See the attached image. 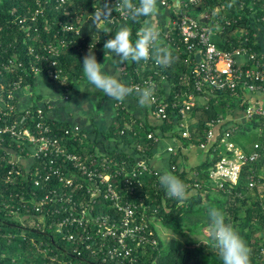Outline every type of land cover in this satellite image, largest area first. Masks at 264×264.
Listing matches in <instances>:
<instances>
[{"label":"built area","instance_id":"1","mask_svg":"<svg viewBox=\"0 0 264 264\" xmlns=\"http://www.w3.org/2000/svg\"><path fill=\"white\" fill-rule=\"evenodd\" d=\"M31 1L35 7L25 1L22 12L13 8L10 17H6V24L20 28L24 33V54L18 50L17 36L14 41H9L8 47L0 39V75L10 72L16 76L7 88L0 87V145L8 143L4 154L9 164L4 179L20 185L21 196H29L36 212L33 223L70 242L78 255L87 253L102 264H141L140 255L157 249L159 239L148 224L151 217L147 212L153 207L134 199L135 187L142 186L141 175L157 176L160 170L149 163L140 146L138 149L143 157L132 167L125 158H117L113 151L96 147L81 153L70 144L82 140V131L49 118L47 112L53 106L51 101L22 107L18 104L15 91L25 84L28 77L43 74L67 84L62 55L71 47L89 51L92 43H97L95 38L87 39L81 34L82 16L51 21L47 17L49 4L67 11V6L74 0ZM198 1L185 0L173 20L182 42L177 43V49L186 55L187 69L180 76L184 89L176 90L172 97L158 95V85L168 78V74L163 71V64L152 56L143 59L147 74L131 81L134 87L152 88L150 102L159 119L164 120L169 112H177L181 134L188 138L192 134L184 119L198 106L196 95H203L206 104L218 90H228L233 95L241 89L261 90L264 97V52L249 43L247 34L240 35H243L241 45L230 49L220 47L213 37L222 32L220 20L216 19L213 27L211 22L202 20L207 17L205 12L194 16L185 10L189 4ZM106 2L109 0H97L95 10ZM116 2L110 0L113 11L108 20L126 21L131 16L130 12H117ZM162 3L168 4V0H162ZM81 14L84 13L81 11ZM252 15L264 23V0L259 8H254ZM41 18L46 21L41 22ZM42 24L51 36L47 41L40 34ZM167 38L176 43L173 33H168ZM29 40L34 42L29 43ZM244 55L247 61L238 62V58ZM259 116L264 117V105L248 102L244 108L246 122L251 123ZM206 125V137L198 145H211L214 151H219L223 145L227 150L209 170L215 184L224 188L226 183L238 181L245 163L258 160L260 144L256 143L250 152L244 151L230 139L239 125L229 124L226 117H213ZM220 126L222 135L215 145L216 129ZM147 136L154 142L160 139L153 131ZM173 140L178 138L173 136ZM13 143L17 149H8ZM168 149L175 152L176 146L170 145ZM198 175L186 185L200 186ZM259 182L260 178L252 176L249 187L253 188ZM141 204L144 211L139 214ZM153 211L157 212V208ZM262 214L264 218V204ZM261 234L264 237V225ZM261 253L264 255V247Z\"/></svg>","mask_w":264,"mask_h":264},{"label":"trees","instance_id":"2","mask_svg":"<svg viewBox=\"0 0 264 264\" xmlns=\"http://www.w3.org/2000/svg\"><path fill=\"white\" fill-rule=\"evenodd\" d=\"M25 1L33 7L36 6L31 0H0V39L8 47L9 41H14V37L17 36L18 42L16 44L21 52L20 54H24L25 50L24 33L20 28L6 24V17H10V12L13 8H17L19 12H22L25 9ZM96 2L97 0H74L72 4L67 6V11L56 9L49 4L47 6V17L51 21L69 17L76 19L82 16L81 34L85 35L87 39L95 38L98 40L96 46H100L113 34L112 32L103 31L106 29L114 31L119 19L115 20V22H110L111 26L104 28L99 26L92 19L95 15ZM262 2L263 0H199L196 3L189 4V6L185 7V10L194 16H199L200 13L205 12L207 17H203L202 20L211 22L213 27H215L214 21L216 19L220 20V25L223 27L222 32H218L213 36L220 47L230 49L233 46L241 45L243 35L238 38H232L230 32L242 28L244 32L246 31V33L242 32V34H247L249 43L258 49L254 42V29L251 22L254 8H259ZM81 11L84 14L80 15ZM90 13L93 16L89 17L88 14ZM145 18L143 16L136 18L130 16L126 20L132 26L134 34L143 25ZM40 21L45 22L46 19L41 18ZM15 31L16 34L14 33ZM40 34L45 41L51 37L44 30L43 24ZM173 36L176 43L169 40L168 44H162L164 46L168 45V47L173 49L176 57L171 64L163 65V71L168 74V79L174 87L173 92L169 95L170 97L173 96L176 90L184 89L180 76L187 69L185 63L186 55L177 49V43L182 44L177 29ZM28 42L32 43L34 40H29ZM86 53L87 50L85 49L80 50L71 47L62 55L67 88H69L75 78L83 74L80 61L82 63ZM147 72L148 70L143 65V59L139 62H133L132 65L128 66L127 70L131 81H136L141 76L146 75ZM33 77H28L25 84L31 83ZM14 78L16 76L10 72L0 75V87L7 88L9 82L14 80ZM231 95L228 90H218L214 95H211L209 101L205 104L206 106L203 107V115L194 126L195 129H191V138L183 137L181 134L182 129L174 130L175 124H179V120L174 118L176 115L179 116L177 112L168 113L162 123V131L171 132L172 130L170 135L167 134L168 137L173 138L172 136H174L178 140L181 139L186 143L198 145L206 137L208 129L206 122L209 119L226 117L227 114L232 112V108H230L232 104L229 102V100H233ZM194 109L198 110L199 106ZM124 113L125 111L123 110L119 111L117 123L112 126L110 135L114 134L116 138H122L128 143L134 142L138 151L140 146L144 149V154L149 155L154 140L149 138L147 134L153 131L152 128L146 125L142 127L134 125V127L128 129L125 124L127 119ZM178 119H180V116ZM59 123L63 126L67 125L63 122ZM221 131L222 128L220 126L216 130L215 145L220 141ZM230 139L246 152L252 151L256 143L260 144L261 156L258 160L243 165L240 177L236 183H226L224 188H221L210 177V168L227 152L222 145L219 151H214L211 148L213 152L211 160L198 167L199 175L197 179L201 185L187 186L189 194L195 191V194L188 195L187 199L181 201L166 194L158 181V177L163 171H160L157 176L148 173L141 175L140 178L143 184L135 187L134 199L139 203L149 204L153 207V210L157 208V212L152 209L147 212L150 217H156L165 225L176 229L185 225L193 231L200 226L207 227L208 208L213 206L222 208L227 213L229 220L238 228L248 242L251 248V264H264V255L261 253V248L264 247V237L259 236L258 233V230L263 228L264 225L263 201L261 196L260 198L259 196L254 197L252 193V191L256 192L258 185L253 188L249 187L252 176L260 178L259 183L264 184V177L261 176V172L264 169V117L259 116L251 123L240 124L238 129L230 136ZM5 145H8V143ZM5 145H0V264H102L99 260L92 259L87 253L78 255L73 251L70 242L58 237L48 228L42 229L36 224H27L16 219V216L20 215L25 218H35L34 214L36 212L33 209V204L28 199L29 196H21L20 185L9 183L4 179L5 172L9 166L7 156L4 154ZM70 146L81 153L86 151L81 141H73ZM10 148L17 149L15 143L8 149ZM115 153L117 158H125L131 167L136 162L135 158L126 152ZM139 153L141 152L139 151ZM173 173L180 176L186 184L194 179L189 178L187 173L179 172L178 170L173 171ZM24 191L26 193V190ZM23 197H26V200ZM240 202L245 206L244 214H240ZM143 211L142 205L138 213L141 214ZM148 224L158 237L159 244L157 249L140 255L141 264H149L150 262H155L156 264H222V260L211 246L210 234H208L207 239L209 241L208 246L195 239L172 238L166 242L159 236L151 218H149Z\"/></svg>","mask_w":264,"mask_h":264},{"label":"crops","instance_id":"3","mask_svg":"<svg viewBox=\"0 0 264 264\" xmlns=\"http://www.w3.org/2000/svg\"><path fill=\"white\" fill-rule=\"evenodd\" d=\"M185 0H168V4H163L162 0H157L158 14L151 18L157 23L161 29V43L168 44V33H174L176 26L174 18L179 12V6H182ZM147 19V18H145ZM122 23H128L125 20H119L117 27ZM252 27L254 29V42L258 49L264 52V23L252 19ZM101 27L111 26L110 21H104ZM116 27V28H117ZM244 33L242 28L230 32L232 38H238ZM114 34V33H113ZM112 34V35H113ZM168 46V45H167ZM97 58L101 62H105L109 69L113 68V58L108 55L106 58V49L104 43L94 47ZM88 52V51H87ZM199 57V54H196ZM115 59H118L116 57ZM246 56H240L238 62H246ZM132 63L123 62L120 67V74L123 79L131 84V78L127 73L128 66ZM83 87L84 89H81ZM89 85L85 81L84 74L75 78L72 84L67 88L65 83H60L43 74H36L33 81L17 88L15 97L18 104L26 106L30 103L44 104L51 101L53 106L48 110L49 118L54 121L63 122L65 124L78 127L82 131V146L85 150L98 148L105 151L126 152L135 160L143 157L137 150L135 143H128L122 138L110 135L111 128L117 123V117L120 110L125 111L124 116L127 119L126 125L128 129L134 127H142L146 125L152 128L153 132L159 135L160 139L155 141L149 155H146L149 163L160 171L167 170L173 172L187 173L189 178H196L199 174L198 167L207 163L212 158L211 145L201 147L194 143H186L184 140H173L168 137L171 132L162 131V123L164 120L159 119L153 112L151 102L140 104L136 93L130 94L125 100L119 101L103 95L97 90H88ZM174 87L172 82L166 78L162 80L157 88L160 97L169 96ZM68 95V97H66ZM233 100H229L232 104V112L227 114L229 124L236 123L238 125L246 122L244 118V108L248 102L263 104L264 97L261 90H245L241 89L236 95H231ZM198 110H192L185 117L186 128L191 131L195 129V125L199 122L200 117L204 113L203 107L206 104V98L203 95H196ZM229 103V104H230ZM176 120L179 116L174 117ZM185 128V127H184ZM179 124H175V131L180 130ZM217 130V129H216ZM168 134V135H167ZM180 134V133H179ZM173 137V136H172ZM170 145L176 146V151H169ZM195 194V191L188 195ZM261 199H263L261 197Z\"/></svg>","mask_w":264,"mask_h":264},{"label":"clouds","instance_id":"4","mask_svg":"<svg viewBox=\"0 0 264 264\" xmlns=\"http://www.w3.org/2000/svg\"><path fill=\"white\" fill-rule=\"evenodd\" d=\"M102 5V4H101ZM117 12L127 10L133 18L146 17L143 25L133 33V28L128 23H122L104 43L106 58L111 55L113 68L109 69L105 62H101L94 51L95 44L84 55L82 63L83 74L88 90H97L110 98L123 101L130 94L136 93L140 104L149 103L152 97V88L134 87L122 78L120 65L123 62H139L150 56L163 65H169L175 60L173 49L161 43V29L151 18L158 14L157 0H117L115 4ZM113 11L109 2L95 10L92 18L95 23L102 25ZM98 41V40H97ZM96 41V42H97ZM118 57V59H115ZM81 89H84L81 87ZM159 184L164 188L169 197L177 200H185L188 197V187L185 181L173 172L164 170L158 177ZM208 223L206 231L211 237V246L216 251L222 264H251V248L242 236L238 228L229 220L227 213L222 208L210 207L207 211ZM161 228L162 235L167 234V229ZM174 235V234H173ZM199 241L208 246L209 241L198 235Z\"/></svg>","mask_w":264,"mask_h":264},{"label":"rangeland","instance_id":"5","mask_svg":"<svg viewBox=\"0 0 264 264\" xmlns=\"http://www.w3.org/2000/svg\"><path fill=\"white\" fill-rule=\"evenodd\" d=\"M261 176L264 177V169L261 172ZM252 193H253L254 197L259 196V198H260V196H261L263 198L261 200L263 201V204H264V184L259 183L258 186H257L256 192L252 191ZM240 203H239L240 214H244L245 206L242 203L240 205ZM16 219L19 220L20 222L24 221L27 224H34L33 223L34 218H25L24 216L20 215V216H16ZM151 221L154 223L155 229L158 232L159 236L166 242L169 241L172 238H181V239H184V240H187V239L199 240L198 237H196L195 235H198V236H200L201 238H204V239H208V234L209 233L206 231L207 227L200 226L195 231H193V230L189 229L188 227H186L185 225H182L180 228H177V229L173 228L171 226H167L160 219H158L156 217L155 218L151 217ZM157 225H161V226H163L164 229H167V234L166 235H162V230H161V228H158ZM262 232H263V228L258 230L259 236L262 235L261 234Z\"/></svg>","mask_w":264,"mask_h":264}]
</instances>
